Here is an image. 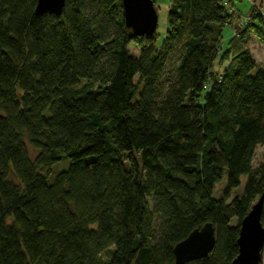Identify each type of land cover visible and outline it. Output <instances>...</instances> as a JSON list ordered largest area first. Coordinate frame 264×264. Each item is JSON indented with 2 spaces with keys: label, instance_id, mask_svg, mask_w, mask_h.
<instances>
[{
  "label": "trees",
  "instance_id": "trees-1",
  "mask_svg": "<svg viewBox=\"0 0 264 264\" xmlns=\"http://www.w3.org/2000/svg\"><path fill=\"white\" fill-rule=\"evenodd\" d=\"M237 1L170 0L158 39L126 26L122 0L41 16L38 0H0V264H175L209 222L214 249L186 264H232L264 194V69L248 47L264 16H236Z\"/></svg>",
  "mask_w": 264,
  "mask_h": 264
},
{
  "label": "water",
  "instance_id": "water-1",
  "mask_svg": "<svg viewBox=\"0 0 264 264\" xmlns=\"http://www.w3.org/2000/svg\"><path fill=\"white\" fill-rule=\"evenodd\" d=\"M66 0H38L36 15H60ZM126 26L136 36H152L157 32L158 13L153 0H122ZM264 194L242 219L238 238L239 254L232 264H261L264 254V224L262 215ZM216 245L215 228L211 222L196 228L174 248L175 264L207 256Z\"/></svg>",
  "mask_w": 264,
  "mask_h": 264
},
{
  "label": "rangeland",
  "instance_id": "rangeland-1",
  "mask_svg": "<svg viewBox=\"0 0 264 264\" xmlns=\"http://www.w3.org/2000/svg\"><path fill=\"white\" fill-rule=\"evenodd\" d=\"M153 1L155 3L157 13H158V28H157L156 33L158 34L157 37L159 39L161 37H164L165 32L167 30V19H168L169 7H170V0H153ZM253 3L260 5V7L262 8L264 12V0H240L236 2L235 7L241 13L242 17H246L250 15L252 11ZM240 22L241 21L238 20L237 22H234V24L237 23L239 27H243L242 25H240ZM233 25L226 26L223 31V39L221 42V47L223 50L228 46L229 40L234 35V33H236L237 28ZM250 39H252V42L248 41V47L253 55L254 60L258 64V66L256 67V70L264 69V42H262V40L255 35L251 36ZM129 49L131 53H133L134 55H137L140 51V42L130 44ZM224 65H226L225 62L223 63V65H221V63H219V60H218L214 68L215 72H221ZM62 162L68 163L67 159L63 160ZM61 163L57 165L60 166ZM263 164H264V146L258 145L256 147L254 158H253V167L255 169H258ZM246 180H247V176H242L241 185L238 188H234L231 191V198L243 192L245 188ZM225 188H226V176L223 178V180L220 183H218L215 186L214 196L219 197L221 193L223 194V192L225 191ZM262 263L264 264V254H263Z\"/></svg>",
  "mask_w": 264,
  "mask_h": 264
},
{
  "label": "built area",
  "instance_id": "built-area-1",
  "mask_svg": "<svg viewBox=\"0 0 264 264\" xmlns=\"http://www.w3.org/2000/svg\"><path fill=\"white\" fill-rule=\"evenodd\" d=\"M234 13H235L236 16H238V17H242V16H241V13L237 10L236 7H235V9H234ZM261 13H262V15L264 16V12L261 11ZM247 21H248V20H247L246 18H241V24H240V25H242V26L246 25Z\"/></svg>",
  "mask_w": 264,
  "mask_h": 264
},
{
  "label": "crops",
  "instance_id": "crops-1",
  "mask_svg": "<svg viewBox=\"0 0 264 264\" xmlns=\"http://www.w3.org/2000/svg\"><path fill=\"white\" fill-rule=\"evenodd\" d=\"M251 36H253V35H251ZM251 38V37H250ZM253 39V38H252ZM252 39H249V42L251 41L252 42Z\"/></svg>",
  "mask_w": 264,
  "mask_h": 264
}]
</instances>
